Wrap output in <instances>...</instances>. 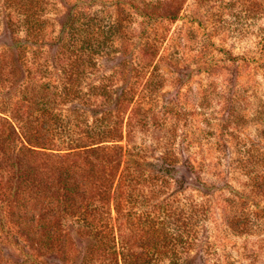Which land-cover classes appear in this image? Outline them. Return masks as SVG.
Instances as JSON below:
<instances>
[{
	"label": "rangeland",
	"instance_id": "rangeland-1",
	"mask_svg": "<svg viewBox=\"0 0 264 264\" xmlns=\"http://www.w3.org/2000/svg\"><path fill=\"white\" fill-rule=\"evenodd\" d=\"M43 2L48 35L30 40L28 56L53 57L61 24L75 12L95 31L93 40H66L93 53L84 89L135 92L142 100L131 107L134 149L148 159V173L171 167L160 193L133 205L142 215L137 251L148 264H264V0ZM7 14L1 7L0 46L22 48L13 38L26 34L8 30ZM56 68L41 69L46 81ZM9 175L0 166V193ZM165 227L167 238L159 235ZM0 232V264L111 263L109 253L87 250L89 238L55 256L37 244L40 236L30 245Z\"/></svg>",
	"mask_w": 264,
	"mask_h": 264
},
{
	"label": "trees",
	"instance_id": "trees-1",
	"mask_svg": "<svg viewBox=\"0 0 264 264\" xmlns=\"http://www.w3.org/2000/svg\"><path fill=\"white\" fill-rule=\"evenodd\" d=\"M0 4L8 11V30L26 34L13 38L22 48L0 46V166L10 172L0 193V226L30 245L40 236L37 244L55 256L66 255L76 239L89 238L90 253L112 256L106 264H148V254L136 249L143 239L137 232L142 215L133 205L141 196L160 193L157 186L171 167L148 173V159L134 149L131 107L140 109L142 99L105 84L84 89L93 53L87 56L66 40H93L95 31L79 25L75 12L61 24L55 55L44 65L27 53L30 40L48 35L51 19L45 18L43 0ZM54 66L52 83L41 69ZM68 104L79 106L59 109ZM163 234L171 232L165 227Z\"/></svg>",
	"mask_w": 264,
	"mask_h": 264
}]
</instances>
